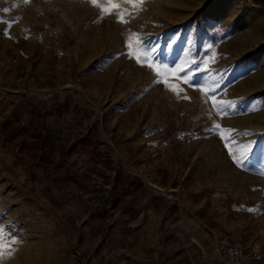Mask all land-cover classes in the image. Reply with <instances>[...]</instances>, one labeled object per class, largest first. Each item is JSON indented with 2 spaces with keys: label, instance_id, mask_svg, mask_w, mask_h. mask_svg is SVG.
Here are the masks:
<instances>
[{
  "label": "rangeland",
  "instance_id": "rangeland-1",
  "mask_svg": "<svg viewBox=\"0 0 264 264\" xmlns=\"http://www.w3.org/2000/svg\"><path fill=\"white\" fill-rule=\"evenodd\" d=\"M220 239L264 264V0H0V264Z\"/></svg>",
  "mask_w": 264,
  "mask_h": 264
},
{
  "label": "built area",
  "instance_id": "built-area-1",
  "mask_svg": "<svg viewBox=\"0 0 264 264\" xmlns=\"http://www.w3.org/2000/svg\"><path fill=\"white\" fill-rule=\"evenodd\" d=\"M217 252L226 264H244V247L241 242L220 239Z\"/></svg>",
  "mask_w": 264,
  "mask_h": 264
},
{
  "label": "crops",
  "instance_id": "crops-1",
  "mask_svg": "<svg viewBox=\"0 0 264 264\" xmlns=\"http://www.w3.org/2000/svg\"><path fill=\"white\" fill-rule=\"evenodd\" d=\"M206 213H207V214H206L205 217H204V216L201 215V211H196L197 219H198V220H201V221H203V222H205V223L207 224V228L209 229V231H212V233H214V230H213V228L211 227L210 222H209V218H210L211 216H213L214 211H206ZM203 234H205V233H204V232L202 233V232H200V230H198V231H197V234H195L193 238H194L195 240H200V241H201V240L203 239V237H202ZM194 245H195V247H196V246H200V244L197 243V241H195ZM164 251H166V252H171L169 249H165ZM164 253H165V252H164ZM163 255H164V254H163ZM162 257L164 258V256H162ZM156 262L159 263V264H170L171 261L166 262L164 259H162V260L158 259ZM145 264H150V263H145Z\"/></svg>",
  "mask_w": 264,
  "mask_h": 264
},
{
  "label": "bare ground",
  "instance_id": "bare-ground-1",
  "mask_svg": "<svg viewBox=\"0 0 264 264\" xmlns=\"http://www.w3.org/2000/svg\"><path fill=\"white\" fill-rule=\"evenodd\" d=\"M145 179V178H144ZM154 189H156V190H161L159 187H157V186H152Z\"/></svg>",
  "mask_w": 264,
  "mask_h": 264
},
{
  "label": "snow or ice",
  "instance_id": "snow-or-ice-1",
  "mask_svg": "<svg viewBox=\"0 0 264 264\" xmlns=\"http://www.w3.org/2000/svg\"><path fill=\"white\" fill-rule=\"evenodd\" d=\"M93 3H95V0H93ZM113 7H116V5H113Z\"/></svg>",
  "mask_w": 264,
  "mask_h": 264
}]
</instances>
